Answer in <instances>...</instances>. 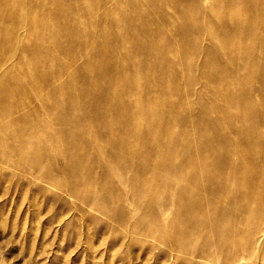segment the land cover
Wrapping results in <instances>:
<instances>
[{"label": "rangeland", "instance_id": "374dc122", "mask_svg": "<svg viewBox=\"0 0 264 264\" xmlns=\"http://www.w3.org/2000/svg\"><path fill=\"white\" fill-rule=\"evenodd\" d=\"M0 264H264V0H0Z\"/></svg>", "mask_w": 264, "mask_h": 264}]
</instances>
